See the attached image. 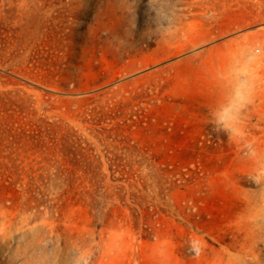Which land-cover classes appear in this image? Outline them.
Here are the masks:
<instances>
[{
    "label": "rangeland",
    "instance_id": "obj_1",
    "mask_svg": "<svg viewBox=\"0 0 264 264\" xmlns=\"http://www.w3.org/2000/svg\"><path fill=\"white\" fill-rule=\"evenodd\" d=\"M0 264H264V0H0Z\"/></svg>",
    "mask_w": 264,
    "mask_h": 264
},
{
    "label": "bare ground",
    "instance_id": "obj_2",
    "mask_svg": "<svg viewBox=\"0 0 264 264\" xmlns=\"http://www.w3.org/2000/svg\"><path fill=\"white\" fill-rule=\"evenodd\" d=\"M253 263V262H252Z\"/></svg>",
    "mask_w": 264,
    "mask_h": 264
}]
</instances>
